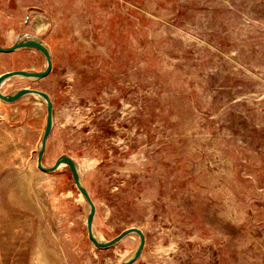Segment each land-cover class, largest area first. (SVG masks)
Returning a JSON list of instances; mask_svg holds the SVG:
<instances>
[{
	"label": "rangeland",
	"instance_id": "rangeland-1",
	"mask_svg": "<svg viewBox=\"0 0 264 264\" xmlns=\"http://www.w3.org/2000/svg\"><path fill=\"white\" fill-rule=\"evenodd\" d=\"M29 39L51 71L2 92L50 95L43 163L77 162L98 237L141 228L131 264H264V0H0V45ZM46 62L0 51V75ZM32 94L0 96V264L122 263L140 233L91 239L72 167L38 165Z\"/></svg>",
	"mask_w": 264,
	"mask_h": 264
},
{
	"label": "water",
	"instance_id": "water-1",
	"mask_svg": "<svg viewBox=\"0 0 264 264\" xmlns=\"http://www.w3.org/2000/svg\"><path fill=\"white\" fill-rule=\"evenodd\" d=\"M27 46H33V47H38L39 49H41L42 51H44L45 55H46V59H47V67L43 68L41 71H31V70H27V69H16V70H10L7 71L5 73H2L0 75V96L3 97L6 100L12 101L15 100L17 98H19L20 96L27 94V93H35V94H40L43 97H45V99L47 100L48 103V111H49V117H48V122L46 125V129L43 135V139H42V144H41V148L39 151V155H38V165L40 168L46 170V171H52L57 169L59 166H61L65 161L68 162V164L72 167L74 175H75V180L77 185L79 186V188L81 189V191L84 193V195L86 196L89 204H90V211L88 214V229H89V235L91 237V239L98 245V246H110L113 245L114 243H116L118 240H120L122 237H124L126 234L136 231L138 233H140L141 235V241L140 244L138 246V248L135 251V254L130 258L127 259L125 261H123L120 264H131L133 261H135L141 254V251L143 249L144 243H145V234L144 231L139 228V227H131L126 229L124 232H122L120 235H118L117 237L111 239V240H106V241H99L98 239H96L95 233H94V229H93V218H94V214L96 211V205L94 203V200L92 199L88 189L85 187L80 172L78 170L76 161L68 156V155H63L62 157H60L56 163L52 166H46L43 163V155H44V151L46 149V144H47V139L50 135V131L52 129L53 126V107H52V99L50 97V95L41 89L38 88H32V87H25L23 89H20L19 91H17L14 94H4L2 92V84L3 82L9 78L10 76H14V75H23V76H36V77H43L46 76L52 69V57H51V51L49 49V47L42 41L37 40V39H29V40H25V41H20V42H16L13 45L9 46V47H5L0 45V51L2 52H12L16 49H19L21 47H27Z\"/></svg>",
	"mask_w": 264,
	"mask_h": 264
},
{
	"label": "bare ground",
	"instance_id": "bare-ground-1",
	"mask_svg": "<svg viewBox=\"0 0 264 264\" xmlns=\"http://www.w3.org/2000/svg\"><path fill=\"white\" fill-rule=\"evenodd\" d=\"M49 23V21H48V18L47 17H45V16H40V15H38V16H36L35 18H34V20H33V26L36 28V29H41L42 27H44L46 24H48ZM28 47H33V46H28ZM47 67V62H46V64H45V66H44V68H46ZM28 77V76H27ZM32 78H38V77H36V76H31ZM33 95V94H32ZM34 95H36V96H38V97H40L39 99L40 100H44V101H47L46 99H45V97H43L42 95H40V94H35L34 93ZM38 99V98H37ZM41 144H42V141L40 142V148H41ZM63 164H68V162L67 161H65ZM76 164H77V162H76ZM77 167H78V164H77ZM78 170H79V172H80V169H79V167H78ZM83 181V180H82ZM84 183V182H83ZM11 225V224H10ZM95 236H96V239H98L99 241H104L103 239H101L100 237H98L97 235H96V233H95ZM135 251L136 250H134L133 252H131L130 253V255L127 257V258H125V260H127V259H130L134 254H135ZM124 260V261H125Z\"/></svg>",
	"mask_w": 264,
	"mask_h": 264
}]
</instances>
